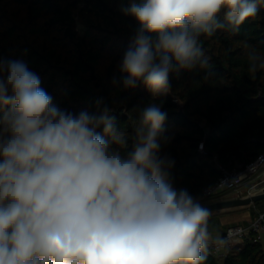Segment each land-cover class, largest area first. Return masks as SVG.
Returning <instances> with one entry per match:
<instances>
[{"label": "clouds", "instance_id": "9594fccd", "mask_svg": "<svg viewBox=\"0 0 264 264\" xmlns=\"http://www.w3.org/2000/svg\"><path fill=\"white\" fill-rule=\"evenodd\" d=\"M262 4L129 0L121 11L139 28L120 64L123 87L166 95L171 74L207 67L202 35L238 31ZM248 60L249 71L264 69L256 51ZM166 116L142 108L125 155L107 109L66 113L26 64L0 62V264H203L225 241L212 239L211 211L172 185L174 162L159 155Z\"/></svg>", "mask_w": 264, "mask_h": 264}, {"label": "trees", "instance_id": "16d2710c", "mask_svg": "<svg viewBox=\"0 0 264 264\" xmlns=\"http://www.w3.org/2000/svg\"><path fill=\"white\" fill-rule=\"evenodd\" d=\"M128 3L0 0V62L26 64L53 106L66 113L99 116L107 109L116 131L125 134V155L135 147L133 122L140 110L160 106L167 116L159 155L174 162L172 185L194 198L218 179L215 157L232 168L264 153V69L249 71L248 60L252 51L264 58V4L238 31L202 35L207 67L171 74L170 92L153 97L142 83L122 85L120 64L139 28L121 11ZM97 132L104 135L103 127ZM202 142L205 152L199 150ZM248 207L257 216L264 212V201L240 208ZM203 264H264V242L251 235L227 258L207 255Z\"/></svg>", "mask_w": 264, "mask_h": 264}, {"label": "built area", "instance_id": "2783aa9c", "mask_svg": "<svg viewBox=\"0 0 264 264\" xmlns=\"http://www.w3.org/2000/svg\"><path fill=\"white\" fill-rule=\"evenodd\" d=\"M262 143H264V139ZM199 150L205 152V142L200 144ZM213 163L219 171L218 179L212 185L204 187L201 193L194 197L202 205L209 204L212 200L228 192H234L238 197L253 196L264 187V153L247 164L236 162L232 168L219 162L216 157L213 159ZM221 182L228 183L224 187H220ZM251 235H255L258 240L263 238L264 212L258 213L248 224H236L228 227L221 237L225 243L222 246L210 244L206 255L225 259L232 250L240 249L244 239Z\"/></svg>", "mask_w": 264, "mask_h": 264}, {"label": "crops", "instance_id": "0c3cea01", "mask_svg": "<svg viewBox=\"0 0 264 264\" xmlns=\"http://www.w3.org/2000/svg\"><path fill=\"white\" fill-rule=\"evenodd\" d=\"M173 187L176 189L174 185ZM263 189L264 187L260 191H262ZM236 197H237L236 193L228 192L212 200L209 203H213L221 200H228ZM253 211H254L253 208L248 207V208H235V209H229L225 211L212 213L208 220V230L212 235V239L215 240L218 237L221 238L224 235L226 229L230 226L236 224H248L254 217ZM262 240L264 242V236Z\"/></svg>", "mask_w": 264, "mask_h": 264}, {"label": "water", "instance_id": "95a60500", "mask_svg": "<svg viewBox=\"0 0 264 264\" xmlns=\"http://www.w3.org/2000/svg\"><path fill=\"white\" fill-rule=\"evenodd\" d=\"M261 201H264V189L253 196L221 200V201L205 204L203 206L209 209L211 213H215L229 209L253 206Z\"/></svg>", "mask_w": 264, "mask_h": 264}, {"label": "rangeland", "instance_id": "374dc122", "mask_svg": "<svg viewBox=\"0 0 264 264\" xmlns=\"http://www.w3.org/2000/svg\"><path fill=\"white\" fill-rule=\"evenodd\" d=\"M78 27H79V29L81 30L82 29V24H79L78 25ZM236 198H238V196L236 197ZM259 212H257V214H258ZM254 215V214H253ZM256 217V215L253 217V218H255Z\"/></svg>", "mask_w": 264, "mask_h": 264}]
</instances>
